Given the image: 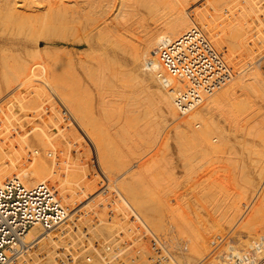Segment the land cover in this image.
<instances>
[{"label":"bare ground","instance_id":"1","mask_svg":"<svg viewBox=\"0 0 264 264\" xmlns=\"http://www.w3.org/2000/svg\"><path fill=\"white\" fill-rule=\"evenodd\" d=\"M157 1L158 0H0V75L2 77L3 76L5 77L10 73H15V75H16V73H18L19 71H23L24 69H26V70H29V72L32 71L31 73H33L35 75H44V78L49 79V77H50V79L53 80L52 84L56 88V101H57L56 104H58L60 109H62L65 106L64 108H66L67 110L65 111L64 109H62V111L67 112L66 115H68V116H69V114H71V116L73 117V120L77 121L78 122L77 124H80L81 128L83 126L85 128V131L86 130L88 131L87 133L89 135V139L91 140V142H93V146H94L95 152H96L97 157H98V162H97L98 164L96 165L97 168L99 167L100 171L103 169L104 171L102 170V172H107V173L109 172V168H110V170H111L110 172L114 171L113 174L118 173L115 176L110 172H109V174L106 173L107 175H109L108 178L111 176L110 174H112L113 177H115V180H114L115 186L114 187L116 188V190H117V192L121 198V202H122V204L117 203L118 205L115 208L114 212L113 211L109 212V213L113 212L114 215L112 216V214H111V217L107 219L109 221H106V222H108V223L110 222V224H111L113 221L112 224H116L115 226L119 225L118 227L115 228L116 232L119 229H122V231H123L122 233L124 235L127 233L128 236L129 235L130 236L135 235L138 232H140L139 231L140 229L141 230L144 229L143 227L141 228L140 227L141 225L139 224V222H143V224H145V226H147V228H149L148 230L153 232L157 237H159L162 240L161 244L163 246L164 245L163 240H165V238H166V237H164L166 234L163 235V233L167 232V231L164 232V230H166L165 229L166 224L163 222L164 220L163 221L161 220L163 218H159V216L157 214L155 215L153 210H151L152 208L150 209V206H154V205H151V204H154V201H153V203H150V205H148V201H147L148 207L146 205L145 206L143 205L144 201L141 199V197L138 193L140 191H138L139 189H138L137 185L140 182H143L147 175L151 176V178H152V179L150 178L151 182L149 181V183L147 182L148 184L146 183L147 185L152 184V181H154V183H160L158 181L160 179L157 178V180H156L155 176H154L156 173L153 174L152 171H155L154 170L155 168L158 169L163 164V163H161L162 161L160 162L161 158H163L161 156H164L163 155L164 151H166V150L168 151L169 149H172L173 144H175L178 147V149L180 150V151H176V152H178V153L181 152L184 154V150L186 149L185 147L188 148L189 145L191 148L194 149V148L198 147L196 145H199V144L202 145V147H204L205 144H215V142H214L215 137H217L216 139H218L220 142H222L223 138L231 140L230 135H229L230 133H228V131L226 129H223V128H225L223 126L226 123H220V119H222V116H223L222 113L224 112V109H226L224 107H223L224 108L223 109L221 104L228 106V105H230V104H228V102L230 103V101H231L233 103L231 105H233V107L235 109L229 110L228 107H227V109L229 111H231V112H229V111L228 112L231 113L230 116L232 115L235 123H239L241 121L240 118L238 117L236 111L238 109L240 110L242 107H243L242 108L243 110H244V107L248 108V109H249V107L252 108L251 109L252 115L250 117L251 119L255 120V118H257V116H258L257 114H259V115L263 114V118H264V75L262 74L261 68L259 67V66H261L262 62L264 63V61L261 60L262 58L264 60V30L258 31V26H259L258 22H260V19H259V21L258 20L256 21V19L254 18V15L251 16L252 14H254V12L251 14L248 13V11H249L248 8H247V10H248L247 13H244V14H237L236 13L237 14L236 15L234 13L235 11H232V13L226 17V20H224L225 21L224 29H222L223 27L219 28V26H216V24L214 25V23H212V19L208 16L209 12H208V15H206L207 10H208L207 5H210L213 8V10L214 9L218 10L223 5L226 6L227 3L230 2V0H202V2L204 3V6L202 7L203 11H202L201 15L197 14V16H194V15L189 14V13H183L178 8H177L178 10L175 12L176 9L173 8L172 10H174V12L176 14H174V12H172L173 14L170 13V14H172V16H170V19L168 18V20H167V18H166L167 21L163 20L165 22L161 26H157L158 23L155 24L156 26L153 25L154 27L152 26L151 29H149L147 32H145V37L143 35H141V36H143L140 38L141 40L137 38V40H140V41H137L134 38V36L131 35V33L130 34L127 33V34H129V36H128L125 32L126 30L123 31V29L128 22H129L128 25L130 24V19L132 18L131 20H133V18L139 12L135 13L134 17H130V15H132V13H134L135 10L139 11L141 8H144L146 10L148 8H150L153 10L155 7L157 8V6L158 7L161 6L160 3ZM161 2H163V0H161ZM240 2L241 1H239L238 4ZM245 2H246V0H245ZM203 3H202V5H203ZM243 4H246V3L242 2V5ZM242 5H241V7H242ZM238 7H239V5H238ZM159 8H158V10H159ZM240 9H242V8H240ZM238 10L239 9H237V11ZM244 10H246V8ZM159 11H158V13H160ZM250 11H252V10L250 9ZM115 12H116V14H114ZM156 12H154V13H156ZM241 12L243 13L244 11H241ZM140 13H141V11H140ZM113 14H114V16H113ZM162 14H164V13H162ZM162 14H158V16L162 15ZM211 14L212 13L210 12V15ZM152 15L150 14V17ZM154 17L157 18L156 16H154ZM255 17H256V15H255ZM144 18H146V17H144ZM163 18H164V16H163ZM257 18H259V17H257ZM155 20H157V19H155ZM143 21H144V19H143ZM143 21H142V23H143ZM145 22H146V20H145ZM131 23H134V22H131ZM161 23H163V22H160V24ZM128 25H127V27H128ZM144 27L145 26L143 25L142 28H144ZM146 27H148V26H146ZM191 27H198V28L202 29V31L205 33L207 38L213 44V46L222 54L223 58L226 60L225 62L228 64V66L230 65V68L232 69V71L235 70L236 72H233L232 80L225 87L218 90L217 92H215L211 96H208L207 97L208 99H205L201 103L200 106H197V107L191 109L190 111H188L189 112L188 116L185 115V116L181 117L180 116L181 114L178 113V111H177L178 109H176L177 107L175 106V103H174V92H173L172 88L173 89L179 88L182 86V84L179 81L172 79L171 80V87L164 84L166 86V87L163 86V88H165V90H162L160 87L153 88L154 82L155 83L160 82L161 86H162V82L159 80L157 72H156V70L160 67L157 55L155 54V52H153V55H150V53L152 51H155V49L157 48V46L160 43L176 39L177 37L181 36L185 30H188ZM145 28H144V30L148 29V28L147 29H145ZM238 48H240L243 51L242 55L246 59L243 62L244 63L243 65L238 64L237 63L238 60L236 58H234L235 56L232 54L234 52V50H236V49L238 50ZM260 53H262V54H260ZM257 55H259L260 57L258 56L259 58L255 59V57ZM239 63H241V62H239ZM146 69H148V73L144 72V70H146ZM98 75H100L101 77L107 76L106 79L110 78V79L119 80L118 83H120V81H123V80H124V82L128 81L131 84L133 83V81H137L138 83H140L141 81H142V83L146 82L148 85H150V86H148V89H149V87H151V90L153 89L154 93L151 90H150V92L155 94L156 99H158L157 101L159 103H161L163 111H165L167 114V115L165 114L166 117L170 120V122H172V125L169 124L171 126L168 127V130L165 132L166 134L163 137L164 143H162V145H161L163 148H160L158 151H156L157 147H156L155 143L153 145V148L150 145V147L152 149L151 152H153V154H155V155H153L154 156L153 158H151L152 156L151 157L149 156L151 159H149L147 157L148 160H146V161L144 159L141 162L139 161L140 163H142V165L140 166L141 168L138 167V165L136 164V161H138V160H136L135 162L134 161L126 162V160L124 159L121 162L117 161V163H116V159L113 161L112 159L117 157V154H116V156L114 155V153H116L117 151L116 152L114 151L113 154H110L111 156L112 155L114 156V157L112 156L113 158H111L110 155L108 154V153L112 152L111 151L112 147H111V149L109 148V146L107 147L108 142L110 140L108 141V138H106L104 136V133H103L104 130H103L102 125H101V121L105 120V119L103 120L100 118L101 112H103V115H104V110H105V108L102 105L101 106L99 105L102 101L97 105V104H95V101L92 98L93 96L92 97H90L89 95L83 96V91L90 89V87L92 86V85L91 86L89 85L88 80L90 78H92L93 76L96 77ZM235 75H237V76H235ZM239 75L241 77L238 78ZM17 76H15V77H17ZM26 76H27V74H26ZM33 77H35V76L34 75L32 76V80H33ZM36 77L38 79L39 76H36ZM9 78H11V77H9ZM13 78H14V76H13ZM5 79H6V81L9 80L8 77L7 78L5 77ZM30 79H31V77H30ZM50 79H49V81H50ZM95 79H97V78H95ZM25 80H27L26 82H28L29 79L27 78ZM32 80H31V82H32ZM45 81H43V82H45ZM103 81L105 82V80H103ZM15 82H16V80H15ZM15 82H13V83H15ZM26 82H24V83H23V81L21 82L22 84H24L23 87L25 86ZM31 82L29 80L28 84L30 86H33V84ZM36 82H38V81H36ZM10 83H12V82L10 81ZM138 83L137 84L134 83V84L139 86ZM22 84H21V86H22ZM131 84H129V85H131ZM7 85L9 86V84H7ZM17 85L20 86L19 84H17ZM129 85H128V88H129ZM140 85H141V83H140ZM144 85H145V83H144ZM144 85H141V87ZM18 86H16V87H18ZM138 86H136V87H138ZM23 87H21V88H23ZM99 87L100 86H98V90H99ZM111 87H113V84ZM19 88H16L15 90H17ZM25 88H26V86H25ZM26 89L29 90V88H26ZM15 90H14V92H15ZM95 90H97L96 87H95ZM124 90H126V89H124ZM100 91H101V89H100ZM100 91H99V93H100ZM101 92H103V91H101ZM99 93L97 95H99ZM100 95L102 96L103 94L100 93ZM138 95L139 94H136V95H134V97L138 96ZM242 95L244 97H241ZM172 96H173V98H172ZM153 97H154V95H153ZM97 98H100V100H101V97L97 96ZM136 98L139 99L138 97H136ZM135 100L136 99H134V101ZM139 101H141V100H139ZM104 102H106V100H104ZM143 102H144V100H143ZM159 103H157L158 106H159ZM134 104H133V106H135V107L138 106L137 104L136 105H134ZM141 105H142V101H141ZM161 106H159V107H161ZM138 107L140 108V106H138ZM142 107H143V105H142ZM233 107H231V108H233ZM138 110L140 111V109H138ZM138 110H135V111L139 112ZM121 111H122V109H121ZM216 111H217V113H216ZM142 113H143V111H142ZM206 114L210 115L211 118L209 117V119H207L206 117H204ZM71 116H69V117H71ZM198 117H199V119L201 118V120H202L200 123V127H197L195 122H194V119L197 118V120H198ZM227 117H228V115H227ZM104 118H105V115H104ZM258 118H260V117H258ZM263 118H261V120L258 119V121H256V123H253L251 125H249L247 118L245 121L246 123H243V122L242 123L244 125L246 124L244 126V131H246V133L248 132L250 137H251L250 134L254 133L257 136H259L258 141H262V143L264 144ZM168 119L166 121H168ZM228 119H226V120H228ZM99 120H101V121H99ZM107 121H109V120H107ZM135 121H137V120H135ZM147 122H149V121H147ZM118 123H120V121ZM250 123H251V120H250ZM73 124H76V123L74 122ZM167 125L168 124H166V126ZM77 126L80 127L79 125H77ZM77 126L76 125L73 126L72 129H74V127H77ZM239 127H240V125H239ZM164 128H162V126H161L158 129L160 130V129H164ZM40 129L42 130V128H40ZM40 129H36L34 131L32 130L34 132V133L32 132V135L30 133H28V136H27L28 139H26L23 136L24 134L21 137V138H23V137L25 138V139H22L23 141L24 140L29 141V142L25 141L24 143H26V142L27 143L25 145L23 144L26 147V149L25 150H23L22 148L21 149L23 150L22 152L24 153V156L30 160V162H31V164L29 162L30 166H26V165L23 166L22 164H19V162L15 163V161H14V163H11L8 160H7L8 161L7 164L5 161V165H4L3 164L4 162L1 159L0 162H2V163L0 164L1 165V167H0V186L9 177H12V176L20 177L21 180L26 185V187H28V188L34 187V186H36L42 182L53 183V186L56 187L55 188L57 190L56 192H58L57 197L60 198L63 205L69 209H70V207L71 208L73 207L72 208L73 211H71L72 209L67 210V211H71V213L70 212L68 213L69 216L71 214H73V215L70 216V218L68 217V219L65 221L67 224H65V222H64L63 224H61L60 226H58L52 230H46L42 226H40L39 224H37L33 228H31L30 232L26 236V241L35 240V242L37 243V241L39 242L41 240L40 244H36L38 247L36 246V248L31 252L32 255L37 254V256L33 257L34 256L33 255L32 257H30L27 254V257H25V259L23 258L24 259L23 262H21L22 261L21 260L20 263L17 261V263L14 262L13 264H43L42 262H44V260H45V262H48L47 264H49V262L54 258L58 260V262H56V264H102L101 259H104V258L101 257V254L103 251H106V247L108 245L106 244L107 241L105 242V240H106L105 236L106 235L102 234V231H105V230H102L101 229L102 227L101 228L98 227V226L102 225V223L105 226V223L103 222L104 220L99 221L96 219H98V217L101 218V215H100L101 212L98 210L99 208L97 205L100 204L99 202L101 200H102L101 203L102 202L104 203V200L102 199L103 198L102 196L104 193L101 195L102 198L100 197V195H97V196H99L98 198L101 199L98 201V199L96 197V200L98 201V204H97V203H95L96 200L93 199L96 196L95 194H97V193L95 192V194H94L95 196L92 194L93 196L90 197L89 200H87L88 194H86V193H88V191H86V193H84V189H83L81 192L82 195L79 194V195H81L80 198H82L81 202L77 205L74 204L73 199H75L74 198L75 195L72 193L70 194L69 189H71V188H69V189L65 188V187H68V185L65 186V184H67V183H65V181L68 180L69 178H72V181H77L78 183L82 184L83 180L85 179L84 174L86 172L83 170L82 165H81L82 169H79V168L77 169L76 166L72 165L73 167H71L69 169L66 168V169H68V171H67L68 172V175H67L68 179H66L67 177L63 176L65 171H63L61 173V174H63L61 176L55 168H53V169L56 170L55 171V173H56L55 177L56 178L54 176H52V175H54V172H53L54 170L53 171L50 170L52 168V165H50L51 168L49 169V167H50L49 161H51V159L53 158V155H52L53 153H50L52 156L51 159H50L49 154L47 153L48 149L51 151L54 150L51 146L52 144L50 145V143H49L52 140L51 139L46 140L44 138L46 136V133L44 131H41ZM158 129H157V131H158ZM229 129H230V127H229ZM69 130H67V131H69ZM164 131H165V129H164ZM126 132H127V130H126ZM24 133H26V132H24ZM77 133H78V131H77ZM156 133H158V132H156ZM68 134H69V132H68ZM128 134H129V132H128ZM231 134H233V133H231ZM108 135L110 136V134L107 133V136ZM246 136H248V135H246ZM104 137L107 140H105ZM129 137H130V134H129ZM54 138H56V137H54ZM73 138H74V136H73ZM251 138L253 139V137H251ZM67 139L70 140L69 138H67ZM112 139H113V141L115 140L114 138H112ZM112 139H111L109 145L111 144ZM239 139L242 140L243 138L239 137L238 141H239ZM36 140H38V141L36 142ZM235 140H237V139L235 138ZM59 141H60V139H59ZM79 141H78V143H79ZM106 141H108V142H106ZM52 142H54V141H52ZM84 142L85 141H83V143ZM196 142L199 144H197ZM252 142H253V140H252ZM5 143H3V144H5ZM115 143L116 142L114 141L113 144H115ZM190 143L194 144V145L196 144L195 147H192V145ZM239 143L240 142H238V144ZM243 143L247 147L250 144L254 145V147L251 146L252 148H254V151L257 148L256 147L257 145L255 146V143H250L248 141L249 144H246L244 139H243ZM3 144H0V145L2 146ZM240 144H241V146L243 145L242 143H240ZM33 145H37V146L41 147L43 149V152L41 154L39 153L40 155H37V156L34 154L31 155L32 152L30 153V151H31ZM85 145H87V144L85 143ZM81 146L82 145H80V147ZM116 146H118V145L116 144ZM116 146L115 145L113 146L114 149L117 148ZM127 146H125V147H127ZM150 147L148 149H150ZM242 147H243L242 148V150H243L244 146H242ZM251 147H249V148L251 149ZM259 148H257L256 150H258ZM261 148H263V146ZM108 149H110V152H108ZM118 149H119V147H118ZM193 149H192V151H193ZM251 150H253V149H251ZM87 151H88V149H87ZM190 151H189V153H190ZM261 151H263V150H261ZM3 152H5V151H3ZM67 152H69V151H67ZM193 152H192V154H193ZM246 152H247V150H246ZM251 152L253 153V151H251ZM15 153H16V151H15ZM181 153H179V156ZM8 154H9V152H8ZM11 154H13V153H11ZM59 154H60V152H59ZM73 154H75V153H73ZM79 154H80V152L77 155H79ZM256 154H257V152H256ZM260 154H261L260 156H262V157L259 158L260 160L258 159L259 164H257L258 161L256 163L255 161L251 160L253 158L247 157L248 159L250 158V162L251 161L255 162L256 164L255 163H253V164L258 165L259 169L257 171L258 174H257V172L255 173V174H257L256 176L250 177L251 175L249 173L248 174L246 173V176L248 177V175H250L249 176L250 178L246 177L247 179H245V180L247 182L246 183L247 185L257 187L260 190L261 196L259 197V199L256 202H254V204H252L250 206V208L248 210V218L239 222L238 225H236L235 227L232 225V223H230V221H228L227 224L222 226L224 229L225 226L231 225L232 231L235 234H237L239 236V238L241 239L240 243H245L246 245H248L247 243L250 244V242L252 241L251 240L252 238L260 237L261 235L264 234V215H263V217H259L258 219H256V215L264 213V152H261ZM19 155L21 156V154H19ZM80 155L78 157H80ZM190 155H191V153H190ZM254 155H255V153H254ZM0 156H1V152H0ZM6 156H7V154H6ZM6 156H5V158H7ZM60 156H63V155L60 154ZM90 156H91V154H90ZM130 156H131V154H130ZM170 156H172V154H170ZM256 156L257 155H255V158H256ZM73 157L75 160V155ZM2 158H4V157H2ZM12 158L14 159V156ZM119 158H120V156H119ZM168 158H169V156H168ZM48 159H50V160H48ZM83 159L86 160V158H83ZM140 159L141 158H139V160ZM145 159H146V157H145ZM184 159H185V157L183 158V160ZM79 160H81V159L79 158ZM185 160H184L185 164H186V161H188V160L190 161V159H187L186 161ZM16 161H18L17 158H16ZM70 161H73V158ZM26 162H27V159H26L25 163ZM22 163H23V161H22ZM25 163H23V164H25ZM56 163H57V161L55 162V166H54V164H53V166L54 167L57 166V168H58L59 166ZM79 163H80V161H79ZM107 163H108L107 166H109V168L106 171L105 165ZM189 163L187 162V164H189ZM243 163L241 164V167L245 166V165H243ZM50 164H51V162H50ZM85 164L87 165V163H85ZM168 164H170V163H168ZM168 164L166 162L167 166H168ZM75 165H77V164H75ZM88 165L86 166L87 169H89ZM61 166H62V162H61ZM65 166H64V168H65ZM78 166H79V164H78ZM85 166H84V169H86ZM237 166H238V164H237ZM168 167H170V166H168ZM255 167L256 166H254V168ZM182 168H184V167H182ZM256 168H255V170H256ZM162 169H161V171H162ZM233 169H235V168H233ZM236 169H238V168H236ZM245 169H247V166L244 167V170L240 169V170H242L241 173L243 171H245ZM165 170L167 171V169H165ZM168 170L170 171V168H168ZM188 170H185V172ZM115 171H116V173H115ZM158 172H159V169H158ZM163 173L164 172H162L161 174H163ZM165 173L168 174L167 172H165ZM95 174L98 177V173H95ZM186 174H187V172H186ZM57 175H58V177H57ZM90 175H87V176H90ZM107 175H106V178H107ZM156 175H158V174H156ZM59 176H61L62 178ZM93 176H92V178H93ZM95 176H94V179L96 178ZM100 176L98 179H100ZM162 176L164 177V175H162ZM169 176H170V178L167 176L168 179H171L173 177V176H171V174ZM182 176H183V174H182ZM241 176L239 178H241ZM174 177H176V175ZM184 177L186 178V176H184ZM184 177H181V178H184ZM243 177L245 178V175ZM257 177H258V179L259 178L262 179V183L259 184V186H257L258 185ZM89 178H91V177H89ZM89 178L88 177L86 178L87 182L88 183L89 182L94 183L93 182L94 179L92 180V178L91 179H89ZM147 178H146V180H147ZM176 178H174V179H176ZM195 178H197V177H195ZM98 179H97V181H98ZM110 179H111V177H110ZM168 179H166V180H168ZM89 180H91V181H89ZM239 180H236L235 182H237ZM97 181H96V183H97ZM100 181H101V179H100ZM168 181H170V180H168ZM190 181L192 183V180H190ZM241 181H242V179H241ZM85 182H86V180H85ZM108 182H110V180ZM96 183H94L95 188L97 186ZM175 183H176V181H175ZM237 183H235V184L239 185V183L238 184ZM146 184L144 183L143 186ZM169 184H171V183H169ZM187 184H188V182H187ZM243 184H244V181H243ZM247 185H245V186H247ZM63 186H64V188H63ZM106 186H107V184H106ZM108 186H110L109 183H108ZM171 186H172V184H171ZM84 187H86V186H84ZM92 187H90V188H92ZM102 187H103V185H102ZM166 187H167V185H166ZM100 188H101V186H100ZM109 188H110L109 190L111 192L113 185H112V188L111 187H109ZM153 188L156 189L155 187H153ZM190 188H192V187L190 186ZM72 189H73V186H72ZM79 189L78 190L75 189L76 192L80 191ZM96 189H97V191L99 190L98 188H96ZM154 189H153V191H154ZM163 189H162V191H163ZM92 190H93V188H92ZM150 190L152 191V188H150ZM157 190H160V189H157ZM94 191H96V190H94ZM94 191H92L91 193H94ZM162 191L160 190V193ZM76 192H74V193H76ZM114 192H115V190H114ZM151 193H152V197L156 196V198H158L159 195L161 197V200L159 199L158 201H156V204H157V202L162 201V197L164 196L163 193H162L163 196H161V194H159V191L157 192V195H153L154 192H151ZM76 194L78 195V193H76ZM108 194H105V195L110 196ZM110 194H111V196L115 195V193L113 194V192H111ZM78 196L77 197L75 196L76 199L79 198ZM166 196H168V194ZM197 196H199V195H197ZM146 197H147V195H146ZM152 197H151V199H152ZM175 197L176 196H174V199H175ZM80 198H79V200H80ZM106 198L108 199V197H106ZM106 198H104V199H106ZM92 199L94 201H92ZM107 199H106L105 203L114 201V200L109 201ZM113 199H115V197ZM117 199H119V198H117ZM147 199L148 200L150 199L149 196L147 197ZM164 199H166V198H163V201H165V203H166L169 198L167 200H164ZM184 200H185V198H184ZM123 201L126 203L127 206L125 205V203ZM74 202H75V200H74ZM149 202H150V200H149ZM172 202H174V201H172ZM172 202H170L171 204L169 202L167 203L168 206L170 204L169 207H171ZM186 202H185V204H186ZM115 203H116V201H115ZM84 204H87V205L83 206ZM108 204H111V203H108ZM81 206H83V208L79 209ZM96 206H97V208H96ZM166 206H165V208L169 209V208H167L168 206L167 207ZM195 206L197 207V205H195ZM101 207H105V206H103V204H102ZM183 207L184 208H182V207L180 208V206H179V208H177V210L180 209L179 211H176V212H178L179 217L177 215L178 218L175 216L176 219L174 217V218L170 219V221H171L172 225L175 224L178 227V231L181 232V235L182 234H183V236L185 235V238H186V236H187V238L189 237V234L187 232L188 229L190 232L193 231V236L196 238V240L194 241L193 239L188 238V241L190 239L189 244H191L190 249H192V250L189 249V251H192V253L196 259L198 258L199 260H201L202 257H200V256H201L202 248L208 247V243L201 237V235H203L207 230H209L211 232L218 231V228H217L218 226L214 223L212 228H211L212 225H210V227H209L210 220H208V218L206 216H204L203 214L200 213L202 218L200 216H198L199 218H197V216L195 218H193V215L190 213L191 211H189L188 207H187V209L185 208L186 206H183ZM111 208H113V207H111ZM158 209L159 208H157V210ZM161 209L164 210V208L160 207V211H161ZM173 209H174V207H173ZM169 211H171V209H169L168 212ZM172 212H170L172 214L170 217H173L174 216L173 214H175V211H174V213H172ZM200 214H198V215H200ZM194 215H197V212H195ZM203 217H206V218H203ZM182 218H183V220H182ZM78 220H79V222H80V220H84L85 224H87L90 220H91L90 223L96 222L95 225L98 227L99 230L101 229L100 232H101L102 236H101V234H99L100 232L98 231V229H91L90 231H86L85 233H83L85 235V237H86V235H88V237L85 240L82 237V241L80 240L82 244L78 245L79 236L82 235L81 233L84 230L88 229V226L86 228V227H84L86 225H84V226L82 225L83 222H80V223H82L81 225L84 228L81 225L79 227H77L78 222L76 223V221H78ZM85 220H88V222ZM138 220H141V221H138ZM255 220H257V221L255 222ZM69 221H71V222H69ZM73 224H75V225H73ZM110 224H108V225H110ZM72 225H73V228H77V229H73ZM104 226H103V228H105V229L108 228V227H106V226L104 227ZM113 227H114V225H112L110 232L112 231ZM139 227H140V229H139ZM90 228H92V227H90ZM216 228H217V230H216ZM79 230H81L82 232L81 233L79 232L78 233L79 236L76 235L77 237L74 240V237H72V236H74V235H72V232L73 231L78 232ZM194 230H196V232ZM108 231H109V229H108ZM157 231H159L160 233ZM145 232L146 231H144V233ZM218 232H220V231H218ZM109 234H111V233H109ZM121 234L117 233V235H119L122 239L125 236L123 234L121 236ZM229 234H227V235H229ZM143 236L144 235H142V237ZM148 236H150V235H148ZM178 236H180V235H178ZM48 238L52 241L48 242V240H49ZM93 238H94V240L92 241ZM231 238L233 239V237H229L228 239L230 240ZM137 239L138 238L136 237V241H137ZM144 239L145 238H143V240ZM45 240H47V242H45ZM143 240H142V242L147 241V239L144 241ZM170 240L172 241V239H170ZM151 241H153V240L151 239ZM151 241L149 239L147 241V243H149L150 247H151L150 251H147V249L149 247V246L147 247V245H149V244L146 245V243H142V247H141V245H140V247L142 249V252H146V251L148 253L152 252V254L151 255L149 254V255H150L151 260H154V262H155L158 255H157V252L155 253V251H153V245H155V244L151 243ZM125 242L126 241L124 239V243ZM46 243H50V244L54 243V244L50 245V244H46ZM124 243H123V245H125ZM44 244H46L47 247H48V245L52 246V247H49V248H51L52 251L51 250L46 251L47 252L46 253L43 250V248L46 247V245L43 247ZM129 244H130V242H129ZM177 245H178V243H177ZM202 245H203V247H202ZM122 246H120V247H122ZM156 246L160 247L159 244H156ZM239 246H240V244H239ZM128 247L129 248L126 247L127 250L124 251V254L128 253L127 256H130L129 253H131L132 251L134 252L137 249V247H135L131 244ZM107 249H108V247H107ZM68 251H71V254H75L73 256L74 259L71 262H69L66 258L67 254H69ZM51 252H52V255H51ZM86 252L87 253L88 252L94 253V256L96 257V259L94 260L95 262L91 263L87 259H85L84 253L86 254ZM55 254H56V257L58 255L57 258L54 257ZM131 254L133 255V253H131ZM155 254H156V257H155ZM190 254H191V252H190ZM140 255H141V253H140ZM173 255H174V253H173ZM94 256H92V257L94 258ZM112 256H110V257L113 258ZM183 256L185 257L186 255L184 254ZM41 257H43V261H42ZM120 257H123V253L120 255ZM185 258H183V259H185ZM189 258H191V257H189ZM128 259L129 258H127L126 261ZM130 259H129V261L126 262V264H131L130 262H133V261H131L132 259L131 260ZM187 259H185V260H187ZM144 260H145V258H144ZM181 260H182V258H181ZM172 261L175 262V264L176 263L177 264H184L185 263V262L182 263L180 261L179 257L178 258L173 257V259H171L170 261L163 262L161 264H170V263L172 264L173 263ZM188 261H186V262H188ZM122 263L125 264V262H123V260L121 258H119V256H118L117 258L111 260V262H108L107 264H122ZM144 264H145V262H144ZM155 264H157V263L155 262Z\"/></svg>","mask_w":264,"mask_h":264},{"label":"rangeland","instance_id":"2","mask_svg":"<svg viewBox=\"0 0 264 264\" xmlns=\"http://www.w3.org/2000/svg\"><path fill=\"white\" fill-rule=\"evenodd\" d=\"M233 1V2H232ZM237 1V2H236ZM239 1H241L239 4H238V2ZM230 0V2L229 3H227V5L225 6V5H223L222 7H220L218 10H213V8L210 6V5H207L208 6V10H207V14L206 15H208V12H209V17L212 19V23H214V25L216 24V26H219V28L220 27H223L222 29H224V25H225V21L224 20H226V17L227 16H229V14H231L232 13V11H235L234 13L236 14H244V13H247V11H248V13H253L254 12V14H252L251 16H253L254 15V18L256 19V21L258 20L259 21V19H260V22H258L259 23V26H258V31H263L264 30V0H246V2H245V0ZM157 2H159L160 3V5L161 6H157V8L155 7L153 10L152 9H150V8H148L147 10L146 9H144V8H141L139 11L138 10H135V12L134 13H132V15H130V17H134L135 15V13H137V12H139V13H137L136 14V16L133 18V20H131L130 19V24L128 25V23L126 24V26L124 27V29H123V31L124 30H126L125 32H126V34L127 33H131V35L132 36H134V38L137 40V38L138 39H140L141 37H145V32H147L149 29H151L152 28V26L153 25H155V24H157V26H161L162 24H164V22L165 21H167L168 20V18L170 19V16H172V12H174V10H172L173 8H175L176 10H175V12L179 9L180 11H182L183 13H189V14H192V15H194V16H197V14L198 15H201V13H202V11H203V6H204V3L202 2V0H163V2H161V0H158ZM242 2L243 3H246V4H243L242 5ZM202 3H203V5H202ZM236 3V4H235ZM239 5V7H238V5ZM235 5V6H234ZM237 5V6H236ZM241 5H242V7H241ZM173 6V7H172ZM246 6V7H245ZM227 7V8H226ZM232 7V8H231ZM246 8V10H244L245 8ZM158 8H159V10H158ZM178 8V9H177ZM240 8H242V9H240ZM247 8H248V10H247ZM237 9H239L238 11H237ZM250 9L252 10V11H250ZM160 12V13H158V11ZM223 10V11H222ZM140 11H141V13H140ZM152 11V12H151ZM157 11V12H156ZM171 11V12H170ZM231 11V12H230ZM241 11H244L243 13L241 12ZM246 11V12H245ZM151 12V13H150ZM154 12H156V13H154ZM164 13V14H162V13ZM174 12V14H176ZM206 12V11H205ZM210 12L212 13L211 15H210ZM170 13H172V14H170ZM114 14H116V12L114 13ZM114 14H113V16H114ZM150 14L152 15L151 17H150ZM158 14H162L163 16H164V18H163V16L162 15H159L158 16ZM236 14V15H237ZM255 15H256V17H255ZM154 16H156L157 18H155ZM174 16V15H173ZM140 17V18H139ZM144 17H146V18H144ZM150 17V18H149ZM161 17V18H160ZM225 17V18H224ZM257 17H259V18H257ZM157 19V20H155V19ZM159 18V19H158ZM163 18V19H162ZM166 18H167V20H166ZM172 18V17H171ZM143 19H144V21H143ZM151 19V20H150ZM145 20H146V22H145ZM163 22V23H161L160 24V22ZM163 20H165V21H163ZM142 21H143V23H142ZM156 23H155V22ZM158 21V22H157ZM223 21V22H222ZM131 22H134V23H131ZM145 23V24H144ZM222 23V24H221ZM261 23V24H260ZM132 24V25H131ZM139 24V25H138ZM146 27V26H148V27H144L145 29H147V30H144V28H142L143 27V25ZM160 24V25H159ZM127 25H128V27H127ZM150 26V27H149ZM156 26V25H155ZM154 27V26H153ZM126 28V29H125ZM132 30V31H131ZM129 31V32H128ZM186 31V30H185ZM184 31V32H185ZM183 33V32H182ZM129 34H127L128 36H129ZM141 35H143V36H141ZM137 36V37H136ZM139 36V37H138ZM141 40V39H140ZM140 40H137V41H140ZM153 52L154 51H152L151 53H150V55H153ZM242 53H243V51L240 49V48H238V50L236 49V50H234V52L232 53L235 57L234 58H236L237 60H238V64H244L243 62L246 60L245 59V57L242 55ZM260 54H262V53H260ZM242 56V57H241ZM259 55H257L256 57H255V59H257V58H259L258 57ZM254 59V60H255ZM225 60V59H224ZM262 61H264L263 60V58L261 59ZM226 61V60H225ZM239 62H241V63H239ZM229 67H230V65H229ZM260 68H261V71H262V74L264 75V63L262 62V64H261V66H259ZM25 71V72H24ZM32 72V71H31ZM31 72H29V70H26V69H24L23 71H19L18 73H16V75H15V73H10V74H8L7 76H5L6 78L8 77V79L12 82V83H10V81L9 80H7L6 81V79H5V77L3 76H1L0 75V144H3V143H5V144H3L2 146L4 147H2L1 145H0V152H1V156H0V161H1V159L3 160V164L5 165V161H6V164H7V162L9 161V162H11V163H14V161H15V163L16 162H19V164H22L23 166H30V164H31V162H30V160L27 158V157H25L24 156V153L22 152L23 150H25L26 149V147L24 146L27 142H29V141H27V140H22V139H28L27 138V136H28V133H30L31 135H32V132L34 131V130H36V129H40V128H42V130L41 131H44L45 133H46V136L44 137L46 140H52V141H54V142H52V141H48L49 143H50V145L52 146V148L55 150H53V151H51V150H47V153L49 154V156H50V159H51V154L50 153H53L52 155H53V158L51 159V161H49V166L50 165H52V168H51V166L49 167V169L51 170V171H53L54 172V175H52V176H54L55 177V171L57 170V172L62 176L63 174H61L63 171H65L64 172V177H67V175H68V169L69 168H71V167H73V166H76L77 167V169L79 168V169H82L83 168V170L87 173H85L84 174V176H85V179L83 180V185L82 184H80V183H78L77 181H72V178H69L68 179V177L66 178V179H68V180H66L65 181V183H67V184H65V186L66 185H68V187H65V188H67V189H69V188H71L72 189V186H73V189L71 190V189H69L70 191V194L72 193V194H74L76 197L79 195V194H81L82 195V190L84 189V193H86V191H88V193H86V194H88L87 195V197H88V199L87 200H89V198L90 197H92L94 194H95V192L97 193V194H95L94 196V200H96V197H97V199H98V201L99 200H101L100 198H98L99 196H97V195H100V197H101V195L103 194V200H104V203L102 202L101 203V201L99 202L100 204H98V201L96 200V202L95 203H97L98 205V210L101 212L100 213V215H101V218L100 217H98V219H96V220H99V221H103L104 223H105V226L106 227H108V228H103V226H104V224L102 223V225H100V226H98L99 228H101L102 230H105V231H102V234H105L106 236V240H105V242H106V244L108 245L109 244V242H108V240H107V238H109V237H111V236H113V234H115L116 233V227H118V226H115L116 224H112L113 223V221H112V225H114V227L112 228V231L110 232V230H111V227H112V225L110 224V222L108 223V222H106V221H109V220H107L108 218H110L111 217V214H112V216L114 215L113 214V212L115 211V208L117 207V205L118 204H122V202H121V198H120V196H119V194H118V192H117V190H116V188L114 187L115 186V183H114V180H115V177H113V175L115 176L116 174H118V173H116V171H115V173L116 174H113L114 173V171L113 172H110L111 170H110V168H109V166H107L108 165V163L105 165L106 167V171L108 170V168H109V172L110 173H112V174H110L111 176V179H110V177L108 178V176L109 175H107V174H109V172L107 173V172H102V170L100 171V168L98 167L97 168V162H98V157H97V154H96V152H95V149H94V146H93V142H91V140L89 139V135H88V131L86 130L85 131V128L82 126V128H81V126H80V124H77L78 122L77 121H75V120H73V117L71 116V114H69V116H71V117H69L68 115H66L67 114V112H63L62 111V109H64L65 111L67 110L66 108H62V109H60L59 108V106H58V104H56L57 103V101H56V88H55V86L52 84L53 83V80L52 79H50V77H49V79H50V81H49V79L48 78H44V75H35V74H33V73H31ZM144 72H146V73H148V69H146V70H144ZM233 72H236L235 70L233 71ZM22 73V74H21ZM26 74H27V76H26ZM29 74V75H28ZM35 76V77H33V80H32V76L33 75ZM236 74V73H235ZM3 75V74H2ZM14 76V78H13V76ZM19 77H18V76ZM15 76H17V77H15ZM36 76H39L38 77V79H37V77ZM235 76H237V75H235ZM9 77H11V78H9ZM30 77H31V79H30ZM239 77H241L240 75L238 76V78ZM29 79L30 80V82H31V80H32V84H33V86H30L28 83H29V80H28V82H26L27 80H25V79ZM36 78V79H35ZM42 78V79H41ZM95 78H97V79H95ZM107 78V76L106 77H104V76H100V75H98V76H96V77H92V78H90L89 80H88V82H89V85L91 86H89L90 87V89H87V90H85V91H83V96H86V95H89L90 97H92L93 99H94V101H95V104H99L101 101V103L99 104L100 106L102 105L104 108H105V110H104V115H105V118H104V115H103V112H101V114H100V118L101 119H105L104 121H101V120H99V121H101V125H102V128H103V130L105 131H103V133H104V136L106 137V138H108V141L110 140L111 141V139L112 138H114L115 140V144H113V139H112V142H111V144L109 145V143H110V141L108 142V141H106V142H108V145H107V147L109 146V148L111 149V147H112V152L111 153H108L109 155L110 154H113V152L115 151H117L116 153H114V155L116 156V154H117V157H115V158H113L111 155H110V157L111 158H113L112 160L114 161L115 159H116V163H117V161L118 162H121V161H123L124 159L126 160V162H132V161H136V160H138V161H136V164L138 165V167H140L141 165H142V163H140L143 159L146 161V160H148V158L149 159H151V158H153L154 156L153 155H155V154H153V152H151L152 151V149H151V147H150V145L152 146V148H153V145H154V143H155V145H156V147H157V150L156 151H158L160 148H163L161 145H162V143H164V140H163V137H164V135L166 134L165 132L168 130V127H170L171 125H172V122H170V120L166 117V112L165 111H163V109H162V106H161V103H159L157 100L158 99H156V97H155V94H153L154 92H153V89L151 90V87H149V89H148V86H150V85H148L146 82H144L145 83V85H144V83H142V81L140 82L141 83V85H144V86H142L141 87V85H140V83H138L137 81H133V83L131 84L130 82H124V80L123 81H120V83H118L119 82V80H115V79H110V78H108V79H106ZM44 79V80H43ZM13 80V81H12ZM15 80H16V82H15ZM21 80V81H20ZM25 80V81H24ZM38 81V82H36V81ZM46 80V81H45ZM103 80H105V82L103 81ZM2 81V82H1ZM23 81V83L24 82H26V84H25V86H26V88H29V90H27L26 88H25V86L23 87V85L24 84H22L21 82ZM42 81V82H41ZM43 81H45V82H43ZM93 81V82H92ZM107 81V82H106ZM13 82H15V83H13ZM92 82V83H91ZM132 82V81H131ZM139 84V86L138 85H135V84H137V83ZM22 84V86H21V84ZM135 83V84H134ZM158 83V82H157ZM157 83H155L154 82V86H153V88H156V87H160L162 90H165V88H163V85L161 86V83L159 84H157ZM7 84H9V86L7 85ZM11 84V85H10ZM17 84H19L20 86H18ZM112 84H113V87H111L112 86ZM129 84H131V85H129ZM29 85V86H28ZM94 85V86H93ZM122 85V86H121ZM126 85V86H125ZM128 85H129V88H128ZM134 85V86H133ZM147 85V86H146ZM8 86V87H7ZM16 86H18V87H16ZM28 86V87H27ZM37 86V87H36ZM98 86H100L99 87V90H98ZM136 86H138V87H136ZM13 87V88H12ZM21 88V87H23V88H19V89H17V90H15L16 88ZM94 87V88H93ZM95 87L97 88V90H95ZM102 87V88H101ZM115 87V88H114ZM121 87V88H120ZM147 87V88H146ZM12 88V89H11ZM15 88V89H14ZM26 90H25V89ZM142 88V89H141ZM15 90V92H14V90ZM100 89H101V91H103V92H101L100 91ZM114 89V90H113ZM124 89H126V90H124ZM23 92H22V91ZM137 90V91H136ZM142 90V91H141ZM150 90L153 92H150ZM9 91V92H8ZM12 91V92H11ZM99 91H100V93L101 94H103L102 96L100 95V93H99ZM119 91V92H118ZM121 91V92H120ZM26 92V93H25ZM105 92V93H104ZM131 92V93H130ZM135 92V93H134ZM99 93V95H97ZM92 94V95H91ZM136 94H139L138 96H135L134 97V95H136ZM154 95V97H153V95ZM133 95V96H132ZM97 96L98 97H101V100H100V98H97ZM131 96V97H130ZM104 97V98H103ZM136 97H138L139 99H137ZM241 97H244L243 95L241 96ZM122 98V99H121ZM153 98V99H152ZM155 98V99H154ZM172 98H173V96H172ZM133 99V100H132ZM134 99H136L135 101H134ZM206 99H208V98H206ZM104 100H106V102H104ZM131 100V101H130ZM139 100H141L142 101V105H143V107H142V105H141V101H139ZM143 100H144V102H143ZM126 101V102H125ZM133 101V102H132ZM207 101V100H206ZM111 102V103H110ZM136 102V103H135ZM140 102V103H139ZM106 103V104H105ZM135 103V104H134ZM157 103H159V106H161V107H159L158 106V104ZM133 104L134 105H138V106H140V108L137 106V107H135V106H133ZM228 104H230V105H228ZM228 106H225V105H222L221 104V106H222V108L224 107V108H226V109H224V112L222 113V119H220V123H226L223 127H225V128H223V129H226L227 131H228V133H230L229 135H230V139L231 140H228V139H224L223 138V140H222V142H220L218 139H216L217 137H215L214 138V142H215V144H205L204 145V147H202V145H200L199 143H197V144H199V145H196V146H198V147H196V148H191L190 147V145H189V147L187 148V147H185L186 149L184 150V154L183 153H181V152H179V153H181L180 154V156H179V153L178 152H176V151H180L179 149H178V147L175 145V144H173V147H172V149H169L167 152L166 151H164V153H163V155L164 156H161V157H163V158H161V160H160V162L161 163H163L158 169H159V172H158V169L157 168H155L154 170L156 171H152L153 172V174H158V175H154L155 176V179L157 180V178H159L160 180H158L160 183H154V181H152V184H150V185H147L148 183H149V181L151 182V176H149V175H145L146 177H145V180L143 181V182H140L137 186H138V191H140V192H138L139 193V195H140V197H141V199L144 201V206L146 205L147 207H148V205H150V203H153V201H154V204H151V205H154V206H150V209L151 210H153V212H154V214L156 215H158L159 216V218H163V219H161L166 225H165V229L166 230H164V232L165 231H167V232H165V233H163V235L164 234H166L164 237H166L165 238V240H169V238L170 239H172V241L170 242V243H168V244H171V248H172V252L174 253V255L172 254V259H173V257H179L180 258V261L183 263V262H185L184 264H187L188 262V264H199L200 262H201V260L202 259H204L206 256H209V255H212L214 252V250H215V247L216 246H218V244H219V242H220V238L221 237H223V236H226L227 234H229L231 231H232V227H231V225L229 226V225H227V226H225V228L223 229V225H225V224H227L228 223V221H230V223H232V225L235 227L236 225H238V223L239 222H241L242 220H244V219H246V218H248V210H249V208H250V206L252 205V204H254V202H256L258 199H259V197L261 196V194H260V190L257 188V187H253V186H249V185H247L246 183V180L245 179H247V178H250V177H252V176H256L257 174H258V165H254L253 163H257V161H258V163L257 164H259V158L260 157H262V156H260L261 154V152H264V144L262 143V141H258V139H259V136H257L256 134H250L251 135V137H253V139L249 136V133L247 132L246 133V131H244V126L246 125H244L243 123H246L245 121H246V118L248 119L247 121H248V123H249V125H251V124H253V123H256V121H258V119H260L261 120V118H263V114L262 115H259V114H257L258 116H257V118H255V120H253V119H251L250 117H251V115H252V108H250L249 107V109L248 108H245L244 107V110L241 108L240 110L238 109L237 111H236V113H237V115H238V117L240 118V122L239 123H235V121H234V118L232 117V115L230 116V114L231 113H229V112H231V111H229V110H231V109H235L234 107H233V105H231V104H233L231 101H230V103L228 102ZM201 105V104H200ZM199 105V106H200ZM233 107V108H231V107ZM122 107V108H121ZM142 107V108H141ZM227 107H228V109H227ZM126 108V109H125ZM121 109H122V111H121ZM138 109H140V111L138 110ZM162 109V110H161ZM177 109V108H176ZM108 110V111H107ZM124 110V111H123ZM135 110H138L139 112H137V111H135ZM218 110V109H217ZM60 111V112H59ZM142 111H143V113H142ZM178 111V110H177ZM219 111V110H218ZM229 111V112H228ZM59 112V113H58ZM163 112V113H162ZM239 112V113H238ZM64 113V114H63ZM178 113H180L179 111H178ZM188 113L189 112H187L186 114H181L180 116L182 117V116H185V115H187L188 116ZM216 113H217V111H216ZM122 116H121V115ZM163 114V115H162ZM166 114V115H165ZM226 114V115H225ZM207 115V114H206ZM204 116V117H206L207 119H209V117L211 118V116L210 115H207V116ZM225 115V116H224ZM227 115H228V117H227ZM250 115V116H249ZM63 116V117H62ZM68 116V117H67ZM126 116V117H125ZM186 116V117H187ZM227 117V118H226ZM232 117V118H231ZM256 117V116H255ZM258 117H260V118H258ZM109 118V119H108ZM127 118V119H126ZM133 118V119H132ZM180 118V117H179ZM230 120H229V119ZM243 118V119H242ZM250 118V119H249ZM109 120V121H107V120ZM121 119V120H120ZM165 119V120H164ZM168 119V121H166ZM226 119H228V120H226ZM232 119V120H231ZM119 122L120 121V123H118L117 121ZM135 120H137V121H135ZM250 120H251V123H250ZM253 120V121H252ZM259 120V121H260ZM73 121V122H72ZM147 121H149V122H147ZM201 118L199 119V117H198V120H197V118H195L194 119V122H195V124H196V126L197 127H200V123H201ZM255 121V122H254ZM68 122V123H67ZM76 123V124H73V123ZM108 122V123H107ZM116 122V123H115ZM134 122V123H133ZM243 122V123H242ZM103 123V124H102ZM115 123V124H114ZM118 123V124H117ZM138 123V124H137ZM263 123H264V118H263ZM33 124V125H32ZM124 124V125H123ZM129 124V125H128ZM137 124V125H136ZM166 124H168L167 126H166ZM169 124H171V125H169ZM234 124V125H233ZM77 126V125H79L80 127H74V129H72L73 128V126ZM115 125V126H114ZM236 125V126H235ZM239 125H240V127H239ZM263 125V124H262ZM31 126V127H30ZM35 126V127H34ZM113 126V127H112ZM124 126V127H123ZM162 126V128H164L165 129V131H164V129H158V128H160ZM119 129H118V128ZM167 127V128H166ZM228 127V128H227ZM229 127H230V129H229ZM65 128V129H64ZM79 128V129H78ZM111 128V129H110ZM137 128V129H136ZM152 128V129H151ZM156 128V129H155ZM233 128V129H232ZM70 129V130H69ZM72 129V130H71ZM77 129V130H76ZM81 129V130H80ZM83 129V130H82ZM157 129H158V131H157ZM236 129V130H235ZM33 130V131H32ZM67 130H69V131H67ZM75 130V131H74ZM108 130V131H107ZM126 130H127V132H126ZM150 130V131H149ZM232 130V131H231ZM234 130V131H233ZM244 132H243V131ZM71 131V132H70ZM74 131V132H73ZM77 131H78V133H77ZM80 131V132H79ZM112 133H111V132ZM114 131V132H113ZM118 131V132H117ZM138 131V132H137ZM149 131V132H148ZM164 133H163V132ZM24 132H26V133H24ZM68 132H69V134H68ZM76 132V133H75ZM85 132V133H84ZM128 132H129V134H130V137H129V134H128ZM148 132V133H147ZM152 132V133H151ZM156 132H158V133H156ZM34 133V132H33ZM44 133V134H45ZM66 133V134H65ZM87 133V134H86ZM107 133L108 134H110V136L108 137L107 136ZM114 133V134H113ZM136 133V134H135ZM152 135H151V134ZM231 133H233V134H231ZM236 133V134H235ZM240 133V134H239ZM246 135H248V136H246ZM20 134V135H19ZM24 134V135H23ZM26 134V135H25ZM68 134V135H67ZM244 134V135H243ZM22 135L25 137H23V138H21L22 137ZM74 136V138H73V136ZM137 135V136H136ZM256 135V136H255ZM71 136V137H70ZM79 136V137H78ZM234 136V137H233ZM256 138H255V137ZM54 137H56V138H54ZM59 137V138H58ZM62 137V138H61ZM88 137V138H87ZM104 137V138H105ZM111 137V138H110ZM140 137V138H139ZM239 137H241V138H243L244 140H245V143L246 144H249L248 143V141L250 142V143H255V146L257 147V148H259L258 150H256L255 149V151H254V148H252L251 146H253L254 147V145H249L248 147L246 146V145H244V143H243V139L241 140V139H239V141H238V138ZM67 138H69L70 140H68ZM105 138V140H107ZM110 138V139H109ZM130 138V139H129ZM139 138V139H138ZM235 138L237 139V140H235ZM21 139V140H20ZM59 139H60V141H59ZM80 141H79V140ZM56 140V141H55ZM75 140V141H74ZM242 142H241V141ZM252 140H253V142H252ZM261 140V139H260ZM25 141H27L26 143H24ZM38 140H36V142H37ZM58 141V142H57ZM77 141V142H76ZM78 141H79V143H78ZM83 141H85L84 143H83ZM155 141V142H154ZM247 141V142H246ZM52 142V143H51ZM60 142V143H59ZM76 142V143H75ZM88 142V143H87ZM105 142V143H106ZM238 142H240V143H242L243 145L242 146H244V151L242 150V146H241V144L239 143L238 144ZM56 143V144H55ZM62 143V144H61ZM82 143V144H81ZM85 143L87 144V145H85ZM145 143V144H144ZM261 143V144H260ZM8 144V145H7ZM24 144V145H23ZM56 146H55V145ZM58 144V145H57ZM113 144V145H112ZM116 144L118 145V146H116ZM191 144V143H190ZM238 144V145H237ZM14 145V146H13ZM61 145V146H60ZM80 145H82L81 147H80ZM112 145V146H111ZM116 146L117 148H115L114 149V147L113 146ZM128 145V146H127ZM188 145V144H187ZM192 145V147H195V145L194 144H191ZM240 145V146H239ZM261 145V146H260ZM7 146V147H6ZM79 146V147H78ZM84 146V147H83ZM125 146H127V147H125ZM137 146V147H136ZM259 146V147H258ZM263 146V148H261ZM16 147V148H15ZM36 147V148H35ZM58 147V148H57ZM60 147V148H59ZM73 147V148H72ZM118 147H119V149H118ZM150 147V149H148ZM247 149H246V148ZM249 147H251V149H253V150H251ZM11 148V149H10ZM23 150H22V149ZM15 149V150H14ZM64 149V150H63ZM87 149H88V151H87ZM110 149H108V152H110ZM191 151H190V150ZM192 149H193V151H192ZM9 150V151H8ZM14 152H13V151ZM72 150V151H71ZM79 150V151H78ZM82 150V151H81ZM85 150V151H84ZM150 150V151H149ZM242 150V151H241ZM246 150H247V152H246ZM249 150V151H248ZM260 150V151H259ZM261 150H263V151H261ZM3 151H5V152H3ZM7 151V152H6ZM15 151H16V153H15ZM34 151V152H33ZM39 151V152H38ZM67 151H69V152H67ZM189 151H190V153H191V155H190V153H189ZM251 151H253V153L251 152ZM8 152H9V154H8ZM21 152V153H20ZM32 152V153H31ZM43 152V149L41 148V147H39V146H37V145H33L32 146V149H31V151H30V153H31V155H40L41 153ZM55 152V153H54ZM59 152H60V154L61 155H63V156H60V154H59ZM80 152V157H78L79 155H77L78 153ZM87 152V153H86ZM192 152H193V154H192ZM250 152V153H249ZM256 152H257V154H256ZM11 153H13V154H11ZM40 153V154H39ZM73 153H75V154H73ZM135 153V154H134ZM254 153H255V155H257L256 156V158H255V155H254ZM6 154H7V156H6ZM19 154H21V156L19 155ZM86 154V155H85ZM90 154H91V156H90ZM130 154H131V156H130ZM142 154V155H141ZM149 154V155H148ZM152 154V155H151ZM170 154H172V156H170ZM248 154V155H247ZM65 155V156H64ZM75 155V160H74V156ZM120 156V158H119V156ZM182 155V156H181ZM184 155V156H183ZM5 156L7 157V158H5ZM14 156V159L12 158ZM17 156V157H16ZM67 156V157H66ZM151 158H150V157ZM166 156V157H165ZM168 156H169V158H168ZM190 158H189V157ZM2 157H4V158H2ZM10 157V158H9ZM20 157V158H19ZM77 157V158H76ZM145 157H146V159H145ZM148 157V158H147ZM172 157V158H171ZM185 157V159L187 158V159H190V161L188 160V161H186L185 159V161H186V164H185V162H184V160H183V158ZM247 157H251V158H253V159H251V160H253V161H255V162H253V161H251L250 162V158L248 159ZM16 158H17V160L18 161H16ZM56 158V159H55ZM71 158V159H70ZM72 158H73V161H70V160H72ZM79 158L81 159V160H79ZM83 158H86V160L85 159H83ZM139 158H141L140 160H139ZM5 159V160H4ZM13 159V160H12ZM25 159V160H24ZM26 159H27V164L25 163V161H26ZM50 159H48V160H50ZM78 159V160H77ZM83 159V160H82ZM90 159V160H89ZM118 159V160H117ZM122 159V160H121ZM163 159V160H162ZM171 159V160H170ZM259 159V160H258ZM8 160V161H7ZM11 160V161H10ZM29 160V161H28ZM53 160V161H52ZM120 160V161H119ZM248 160V161H247ZM21 161V162H20ZM22 161H23V163H25V164H23L22 163ZM57 161V165L59 166L58 168H57V166L56 167H54L55 166V162ZM70 161V162H69ZM79 161H80V163H79ZM85 161V162H84ZM140 161V162H139ZM169 161V162H168ZM171 161V162H170ZM183 161V162H182ZM29 162H30V164H29ZM50 162H51V164H50ZM61 162H62V166H61ZM65 162V163H64ZM75 164H77V165H75ZM78 162V163H77ZM82 162V163H81ZM166 162H167V164L168 163H170V164H168V166H170V167H168L167 165H166ZM187 162L189 163V164H187ZM244 162V163H243ZM2 162H0V164H1ZM59 163V164H58ZM72 163V164H71ZM85 163H87V165H88V167H89V169H87V165L85 164ZM94 165H93V164ZM184 163V164H183ZM243 163V165H245V166H242L241 167V164ZM251 163V164H250ZM255 163V164H256ZM18 164V163H17ZM53 164H54V166H53ZM78 164H79V166H78ZM84 164V165H83ZM172 164V165H171ZM183 164V165H182ZM237 164H238V166H237ZM66 165V166H65ZM73 165V166H72ZM83 167H82V166ZM86 165V166H85ZM251 165V166H250ZM253 165V166H252ZM64 166H65V168H64ZM84 166L86 167V169H84ZM170 168V171L168 170V168ZM175 168H174V167ZM247 166V169H245V171H243L242 173H241V171L242 170H240V169H243L244 170V167H246ZM254 166H256L255 168H256V170H255V168H254ZM0 167H1V165H0ZM75 167V168H76ZM82 167V168H81ZM182 167H184V168H182ZM249 167V168H248ZM53 168H55V169H53ZM63 168V169H62ZM66 168H68V169H66ZM92 168V169H91ZM94 168V169H93ZM141 168V167H140ZM162 169V171H161V169ZM233 168H238V169H233ZM240 168V169H239ZM60 169V170H59ZM65 169V170H64ZM165 169H167V171L165 170ZM188 170V171H186L187 172V174H186V172H185V170ZM233 169V170H232ZM251 169V170H250ZM92 170V171H91ZM153 170V169H152ZM255 170V171H254ZM94 171V172H93ZM97 171V172H96ZM104 171V170H103ZM169 171V172H168ZM232 171V172H231ZM67 172V173H66ZM118 172V171H117ZM162 172H167L168 174H161ZM235 172V173H234ZM252 172V173H251ZM257 172V174H255ZM57 173V174H58ZM93 176L95 173H98V177H97V175L95 176L96 178L94 179V176H93V178H92V176L90 175V174ZM107 173V174H106ZM173 173V174H172ZM246 173L248 174H250V175H248V177L246 176ZM58 174V175H59ZM105 176H104V175ZM171 174V176H173L174 174L176 175V177H172L171 179H168V177L170 178V175ZM182 174H183V176H182ZM236 174V175H235ZM58 175H57V177H58ZM66 175V176H65ZM87 175H90V176H87ZM101 175V176H100ZM106 175H107V178L110 180V182H108L109 180L106 178ZM162 175H164V177L162 176ZM242 175V176H241ZM245 175V178L243 177ZM61 176H59V177H61ZM99 176H100V179H101V181H100V179H98L99 178ZM104 176V177H103ZM158 176V177H157ZM168 176V177H167ZM184 176H186V178L184 177ZM194 178H193V177ZM241 176V178H239ZM250 176V177H249ZM13 177V176H12ZM89 178V177H91L92 178V180H93V182L94 183H96V181H97V179H98V181H97V183H96V188H98L99 190L97 191V189L94 187L95 186V184L94 183H88L87 182V179L86 178ZM113 177V178H112ZM148 177V178H147ZM181 177H184V178H180ZM189 177V178H188ZM195 177H197V178H195ZM234 177V178H233ZM247 177V178H246ZM9 178H11V177H9ZM56 178V177H55ZM62 178V177H61ZM91 178H89V179H91ZM146 178H147V180H146ZM151 178V179H150ZM164 178V179H163ZM174 178H176V179H174ZM188 178V179H187ZM236 178V179H235ZM104 179V180H103ZM149 179V180H148ZM166 179H168V180H170V181H168V180H166ZM180 181H179V180ZM183 179V180H182ZM195 179V180H194ZM240 179V180H239ZM241 179H242V181H241ZM261 178H259L258 179V177H257V183H258V185L257 186H259V184H261L262 183V179L260 180ZM71 180V181H70ZM74 180V179H73ZM85 180H86V182H85ZM108 180V181H107ZM190 180H192V183H191V181ZM200 180V181H199ZM236 180H239V181H237L238 183H239V185H236L235 183H237V182H235ZM69 181V182H68ZM89 181H91V180H89ZM104 181V182H103ZM113 181V182H112ZM146 181V182H145ZM175 181H176V183H175ZM198 181V182H197ZM233 181V182H232ZM243 181H244V184H243ZM77 182V183H76ZM107 182V183H106ZM148 182V183H147ZM162 182V183H161ZM186 182V183H185ZM187 182H188V184H187ZM200 182V183H199ZM241 182V183H240ZM50 183V182H49ZM75 183V184H74ZM86 183V184H85ZM107 184V186H106V184ZM108 183H109V185L110 186H108ZM112 183V184H111ZM146 184V185H144L143 186V184ZM169 183H171L172 184V186H171V184H169ZM180 183V184H179ZM237 183V184H238ZM73 184V185H72ZM103 185V187H102V185ZM105 184V185H104ZM175 184V185H174ZM196 186H195V185ZM243 184V185H242ZM50 185L51 186H53V183H50ZM72 185V186H71ZM80 185V186H79ZM82 185V186H81ZM112 185H113V188H112ZM152 185V186H151ZM158 185V186H157ZM166 185H167V187H166ZM174 185V186H173ZM179 185V186H178ZM245 185H247V186H245ZM71 186V187H70ZM79 186V187H78ZM84 186H86V187H84ZM93 186V187H92ZM100 186H101V188H100ZM106 186V187H105ZM190 186L192 187V188H190ZM54 187V186H53ZM83 187V188H82ZM90 187H92L93 188V190H92V188H90ZM105 187V188H104ZM109 187H111L112 188V191L111 192H113V194L115 193V195H113V196H111V192H110V188ZM153 187H155L156 189H154ZM195 187V188H194ZM56 187H54V189H55ZM63 188H64V186H63ZM80 188V189H79ZM150 188H152V191L150 190ZM164 188V189H163ZM175 188V189H174ZM80 190V191H77L76 192V190ZM94 191V190H96V191H94V193H91L92 191ZM153 189H154V191H153ZM157 189H160L161 191H162V189H163V191L160 193V190H157ZM194 189V190H193ZM107 190V191H106ZM114 190H115V192H114ZM157 190V191H156ZM178 190V191H177ZM180 190V191H179ZM55 191H57L56 189H55ZM76 192V193H78V195L76 194V193H74V192ZM110 193H109V192ZM147 193H146V192ZM159 191V194H161V196H163L162 197V203L161 202H157V204H156V201H158L159 199L161 200V197H160V195L158 196V198H156V196L154 197H152V193L151 192H154L153 193V195H157V192ZM166 193H165V192ZM196 191V192H195ZM198 191V192H197ZM100 192V193H99ZM102 192V193H101ZM107 192V193H106ZM58 193V192H57ZM109 193V194H108ZM118 195H117V194ZM162 193H163V195H162ZM165 193V194H164ZM173 193V194H172ZM93 194V195H92ZM105 194H108V195H110V196H106ZM168 194V196H166ZM172 194V195H171ZM81 195H79L78 197L80 198V196ZM91 195V196H90ZM146 195H147V197L149 196V200H150V202H149V200L147 199V197H146ZM192 195V196H191ZM197 195H199V196H197ZM74 196V198L75 199H73V203L74 204H79L80 202H81V199L82 198H80V200H79V198H77L76 199V197ZM108 197V199L106 198V197ZM166 196V197H165ZM174 196H176L175 197V199H174ZM86 197V198H87ZM110 197V198H109ZM115 197V199H113ZM146 197V198H145ZM151 197H152V199H151ZM199 197V198H198ZM104 198H106L107 200H109V201H113V202H108V203H111V204H108V203H105V201H106V199H104ZM117 198H119V199H117ZM157 200H156V199ZM163 198H166V199H164V200H167L168 198V200H167V202L165 203V201H163ZM184 198H185V200H184ZM92 199V201H94ZM180 199V200H179ZM197 201H196V200ZM74 200H75V202H74ZM174 201V202H172V201ZM79 201V202H78ZM115 201H116V203H115ZM118 201V202H117ZM147 201H148V205H147ZM152 201V202H151ZM187 201V202H186ZM121 202V203H120ZM124 202V201H123ZM170 203V202H172V205H171V207H169L170 206V204H169V206H168V204L167 203ZM185 202H186V204H185ZM118 203V204H117ZM125 203V202H124ZM161 203V204H160ZM164 203V204H163ZM174 203V204H173ZM189 205H188V204ZM102 204H103V206H105V207H101L102 206ZM105 204V205H104ZM156 204V205H155ZM179 204V205H178ZM87 204H84L83 206H86ZM125 205H126V203H125ZM168 207H167V206ZM175 205V206H174ZM178 207H177V206ZM195 205H197V207L195 206ZM203 205V206H202ZM74 206V205H73ZM83 206H81L79 209H82L83 208ZM97 206H96V208H97ZM108 206V207H107ZM127 206V205H126ZM165 206L167 207V208H169V209H171V211H169L168 212V210L169 209H166L165 208ZM174 207V209L177 207V208H179V206H180V208L182 207V208H184L183 206H186L185 208L187 209V207H188V209H189V211H191L190 213L193 215V218H195L196 216H197V218H199L198 216H200L201 217V214H203L204 216H206L207 218H208V220H210V223H209V227H210V225H212L211 226V228L213 227V224L215 223L218 227V231H220V232H218V231H216V232H211V231H209V230H207L203 235H201V237L208 243V247L207 248H202V250H201V256L200 257H202L201 258V260H199L198 258L196 259L195 257H194V255H193V253H192V251H189V249L191 248V244H189L190 243V239H193L194 241L196 240V238L193 236V231H189V229H188V234H189V237L188 238H190L189 239V241H188V238H187V236H186V238H185V235L183 236V234L181 235V232H179L178 231V227L175 225V224H173L172 225V223H171V221H170V219H172V218H174L175 216L177 217V215H178V212H176V211H179L180 209H178L177 210V208L174 210L173 209V207ZM193 206V207H192ZM107 207V208H106ZM111 207H113V208H111ZM155 207V208H154ZM160 207L161 208H164V210H162L161 209V211H160ZM67 208V207H66ZM73 208V207H72ZM71 207H70V209L69 208H67V209H69V210H71L72 209ZM103 208V209H102ZM157 208H159L158 210H157ZM194 208V209H193ZM199 208V209H198ZM101 209V210H100ZM107 211H105V210ZM201 209V210H200ZM211 209V210H210ZM175 211V214H173L174 216L173 217H170L172 214L170 213V212H172V211ZM71 211H73V209L71 210ZM71 211H68V213L70 212L71 213ZM104 211V212H103ZM110 211H113V212H111V213H109ZM174 211L172 212V213H174ZM188 211V210H187ZM210 211V212H209ZM162 212V213H161ZM195 212H197V215H194L195 214ZM199 212V213H198ZM169 213V214H168ZM189 213V214H190ZM201 213V214H200ZM209 213V214H208ZM198 214H200V215H198ZM73 214H71L70 216H72ZM105 215V216H104ZM108 215V216H107ZM161 215V216H160ZM263 215H264V213H262V214H259V215H256V219H258L259 217H263ZM70 216H69V218H70ZM168 217V218H167ZM176 217H175V219H176ZM178 217H179V215H178ZM177 217V218H178ZM206 217H203V218H206ZM202 218V217H201ZM84 219V218H83ZM86 219V218H85ZM101 219V220H100ZM115 219V218H114ZM139 219V218H138ZM116 220V219H115ZM182 220H183V218H182ZM207 220V221H208ZM85 221H87L88 222V220H85ZM94 221V220H93ZM92 221V222H93ZM138 221H141V220H138ZM257 220H255V222H256ZM69 222H71V221H69ZM78 222V223H77ZM80 222H83V224L82 223H80ZM80 222H79V220L78 221H76V223L78 224L77 225V227H79L81 224L84 226V225H86V226H84V227H86L87 228V226H88V229H86V230H84L83 232L81 231V230H79L78 232H72V235H74V236H72V237H74V240H75V238L77 237V236H79V232L82 234L81 236H79V238H78V241L80 242H78V245H81L82 243H81V241H82V237L84 238V240L86 239V237H85V235L83 234V233H85L86 231H90L91 229H98V227L95 225V223L96 222H93V223H90L91 222V220L87 223V224H85V222H84V220H80ZM254 223V222H253ZM65 224H67L66 222H65ZM107 224V225H106ZM108 224H110V225H108ZM139 224L141 225L140 227L142 228H144V229H140V227H139V231L140 232H138L137 234H135V235H127V233L124 235L122 232V229H119L118 231H117V233L118 234H123L124 236V238H122L121 239V237L118 239L119 240V242H120V246H122L123 245V243H124V239H125V245H123L122 247H120L121 249H120V251H122V249H123V257H120V255L122 254V253H120V254H117V257L119 256V258H121L122 260H123V262H125V264H126V262L127 261H129V259L131 260V261H133V262H130L131 264H144V262H145V264H155V262H154V260H151V258H150V255L152 254V252L150 253H148L147 251H150L151 250V247H150V244L149 243H147V241H148V239L151 241V237L150 236H148V235H150V234H148L149 232H151L150 230H148L149 228H147V226H145V224H143V222H139ZM187 224V223H186ZM73 225H75V224H73ZM73 225H72V228H73ZM81 225V226H82ZM93 225V226H92ZM82 226V227H83ZM92 227V228H90V227ZM104 226V227H105ZM83 227V228H84ZM217 228H216V230H217ZM229 228V229H228ZM73 229H77V228H73ZM79 229V228H78ZM100 229V230H101ZM108 229H109V231H108ZM47 230V229H46ZM100 230L98 229V231L100 232ZM148 230V231H147ZM227 230V231H226ZM229 230V231H228ZM144 231H146L145 233H144ZM195 232H196V230H194ZM157 232H159V231H157ZM174 234H173V233ZM229 232V233H228ZM75 233V234H74ZM109 233H111V234H109ZM143 233V234H142ZM160 233V232H159ZM162 233V232H161ZM177 233V234H176ZM99 234H101V232L99 233ZM102 234H101V236H102ZM122 234H121V236H122ZM77 235V236H76ZM137 235V236H136ZM142 235H144L143 237H142ZM178 235H180V236H178ZM129 237V238H128ZM136 237L138 238L137 239V241H136ZM183 237V238H182ZM228 237H233V241H234V244L235 245H237V246H239V244H240V246L239 247H244V246H246V244L245 243H240L241 242V239L239 238V236L237 235V234H235L233 231L228 235ZM128 238V239H127ZM143 238H145L144 240H146L147 239V241L145 242L144 240H143ZM176 238V239H175ZM195 238V239H194ZM239 238V239H238ZM258 237H256V238H252L251 240V242H253L254 240H256ZM49 239V238H48ZM81 240V241H80ZM140 240V241H139ZM142 240L144 241V242H142ZM154 240V239H153ZM165 240H163V241H165ZM175 242H174V241ZM183 240V241H182ZM201 240V239H200ZM49 241H52V240H48V242ZM55 241V240H54ZM53 241V242H54ZM219 241V242H218ZM45 242H47V240H45ZM129 242H130V244L131 245H133V246H135V247H137V249L133 252H131V253H133V255L131 254V253H129L130 254V256H127L128 255V253L127 254H124V251L125 250H127V248H129L128 246H130V244H129ZM141 242V243H140ZM168 242V241H167ZM218 242V243H217ZM250 242V243H251ZM41 243V240L38 242L37 241V243L35 242V244L33 245V249L31 248L30 250H28L27 252V254L30 256V257H32L33 255H32V251L36 248V244H40ZM51 243V242H50ZM50 243H46V244H50ZM55 243V242H54ZM54 243H52V244H54ZM140 243V244H139ZM142 243H146V245L147 244H149V245H147V247H148V249H147V251L146 252H142V249H141V247H142ZM152 243V242H151ZM157 243H159L158 241H157ZM174 243V244H173ZM176 243V244H175ZM177 243H178V245H177ZM217 243V244H216ZM46 244H44L43 245V247L46 245ZM52 244H50V245H52ZM56 244V243H55ZM247 244H249V243H247ZM50 245H48V247H47V245H46V247L45 248H43V250L46 252V251H50L51 250V248H49V247H52V246H50ZM140 245H141V247H140ZM153 245V244H152ZM173 245V246H172ZM189 245V246H188ZM54 246V245H53ZM159 246L161 247L162 246V244L160 245L159 244ZM186 246V247H185ZM38 247V246H37ZM42 247V246H41ZM109 249H110V247H109V245L107 246ZM107 247H106V250H108L107 249ZM124 247V248H123ZM127 247V248H126ZM139 247V248H138ZM162 247H164V246H162ZM182 247V248H181ZM189 247V248H188ZM202 247H203V245H202ZM222 247V246H221ZM187 248V249H186ZM42 249V248H41ZM140 249V250H139ZM190 250H192V249H190ZM52 251V250H51ZM110 251H111V249H110ZM109 251V252H110ZM138 251V252H137ZM189 251V252H188ZM141 253V255H140V253ZM190 252H191V254H190ZM212 252V253H211ZM47 253V252H46ZM139 253V254H138ZM182 253V254H181ZM110 254V253H109ZM150 254V255H149ZM186 255L185 257L183 256V255ZM51 255H52V252H51ZM90 256L89 258L90 259H88V256ZM113 255V256H112ZM176 255V256H175ZM35 256H37V254H35L33 257H35ZM84 256H85V259H87L89 262H95L94 260L96 259V257L94 256V253H92V252H86V254L84 253ZM92 256H94V258L92 257ZM110 256H112L113 258H111V257H108L107 259H101V262H102V264H107L108 262H111V260H113V259H115V258H117V257H115L114 256V254H112V251H111V255ZM142 256V257H141ZM213 256V255H212ZM25 257H27V255L26 256H21L17 261L20 263V261L21 262H23L24 261V259H25ZM54 257H56V254L54 255ZM57 257H58V255H57ZM56 257V258H57ZM133 257V258H132ZM142 259H141V258ZM189 257H191V258H189ZM204 257V258H203ZM24 258V259H23ZM42 258V261H43V257H41ZM53 258V257H52ZM127 258H129L127 261H126V259ZM144 258H145V260H144ZM147 258V259H146ZM181 258H182V260H181ZM183 258H185V259H187V260H185V259H183ZM108 259H109V261H108ZM28 260V259H27ZM56 260V261H55ZM86 260V261H87ZM105 260V261H104ZM142 260V261H141ZM179 260V259H178ZM185 260V261H184ZM189 260V261H188ZM199 260V261H198ZM17 261L15 262V263H17ZM144 261V262H143ZM148 261V262H147ZM186 261H188V262H186ZM55 262V263H54ZM56 262H58V260L57 259H52L50 262H49V264H56ZM143 262V263H142ZM173 262V261H172ZM43 264L45 263V264H47L48 262H45V260H44V262H42ZM174 264H175V262H173ZM172 263V264H173ZM122 264H124V263H122ZM171 264V263H170ZM177 264V263H176ZM201 264V263H200Z\"/></svg>","mask_w":264,"mask_h":264},{"label":"built area","instance_id":"3","mask_svg":"<svg viewBox=\"0 0 264 264\" xmlns=\"http://www.w3.org/2000/svg\"><path fill=\"white\" fill-rule=\"evenodd\" d=\"M154 52L160 65L156 72L162 85L171 87L172 79L182 84L172 88L175 106L181 114L199 106L232 80V69L198 27H191L176 39L160 43ZM67 210L49 183L28 188L20 177L8 178L0 186V264H13L26 256L35 244V240L26 241L30 229L37 224L47 230L60 226L69 217ZM149 234L154 239L151 241L155 244L153 251L158 255L155 262L170 261L173 254L171 244H168L170 238L163 241L164 247H158L156 244H161L162 240L153 232ZM119 238L117 232L107 238L115 257L123 253ZM228 238V235L221 237L213 256H206L201 264H264V234L244 247L235 245ZM110 249L103 251L101 257H110ZM68 252L66 258L71 262L75 254Z\"/></svg>","mask_w":264,"mask_h":264}]
</instances>
